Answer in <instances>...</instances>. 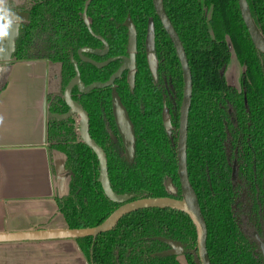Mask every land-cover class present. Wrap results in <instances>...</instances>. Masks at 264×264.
I'll return each instance as SVG.
<instances>
[{
    "label": "trees",
    "instance_id": "16d2710c",
    "mask_svg": "<svg viewBox=\"0 0 264 264\" xmlns=\"http://www.w3.org/2000/svg\"><path fill=\"white\" fill-rule=\"evenodd\" d=\"M88 0H31L23 11L16 38L15 60H46L60 65L59 91L48 96L49 113L65 114L62 97L75 76L71 58L78 62L86 84L105 82L121 60L98 68L83 61V47L104 48L106 55L85 54L94 60L128 55L130 18L137 32L134 86L128 72L113 86L72 97L89 116V133L102 147L108 162L111 187L129 200L170 196L182 198L178 175V117L183 97L182 67L174 45L159 21L153 0H91L87 8L90 32L83 14ZM186 52L192 74V100L187 137V170L207 224V251L211 264H264L256 243L240 227L236 206L247 187L249 219L264 225V52L257 48L242 18L238 0H162ZM264 36V0H247ZM154 27L156 74L147 62L146 34ZM229 46L243 67L242 87L227 82L224 67ZM167 76L176 95V118L169 132L163 124ZM114 98L124 107L134 134V152L128 156L114 115ZM167 106V105H166ZM168 107V106H167ZM166 107V110L168 109ZM169 111V110H168ZM170 115V114H169ZM50 151L65 155L68 191L56 197L58 211L69 228L93 227L105 221L120 203L110 200L98 181L99 161L82 141L75 116L57 120L49 115ZM234 162L238 173L234 179ZM171 181L175 192L167 189ZM169 239L182 245L187 264H200L198 231L193 219L172 208H145L124 215L110 231L75 239L88 264H183L171 250Z\"/></svg>",
    "mask_w": 264,
    "mask_h": 264
},
{
    "label": "crops",
    "instance_id": "0c3cea01",
    "mask_svg": "<svg viewBox=\"0 0 264 264\" xmlns=\"http://www.w3.org/2000/svg\"><path fill=\"white\" fill-rule=\"evenodd\" d=\"M9 2L25 22L22 6L31 0ZM59 70L36 59H14L0 70V232L68 227L56 203L68 191V181L60 180L65 155L50 151L47 136L48 96L58 92ZM70 241L2 242L0 264H86Z\"/></svg>",
    "mask_w": 264,
    "mask_h": 264
},
{
    "label": "water",
    "instance_id": "95a60500",
    "mask_svg": "<svg viewBox=\"0 0 264 264\" xmlns=\"http://www.w3.org/2000/svg\"><path fill=\"white\" fill-rule=\"evenodd\" d=\"M90 1L91 0H88L86 2L83 19L90 32L94 35L90 26V21L87 17V8L90 4ZM238 2H239V8L242 14V18L245 22L246 27L248 28V32L251 36L254 45L264 52V36L257 27L254 19L252 18V15L250 13L247 4V0H238ZM153 4L164 29L168 33L174 45V48L176 50L177 56L179 58L182 67L183 78H184V92H183V100L181 106L180 128H179V138H178V175L182 189V198L178 199L170 196H161V197H145L135 200H129L130 197L128 195L117 194L116 192H114L109 180L108 162H107L106 154L102 149V147L91 137L89 133L88 113L79 102H77L72 98V91L75 87H77L78 91L81 93H88L94 89H102L105 87L113 86L116 79L121 77L125 71H129L128 74L129 84L131 87L134 86L135 70H136V53H137V32L132 20L128 18L125 23L128 28L127 56L112 57L103 62H97L94 59L86 57L84 55L85 53H92L98 55H105L108 53L109 45L101 37L98 38L102 40L105 45V47L102 50H94L91 48L83 47L78 51V54L83 61L92 63L98 68L107 66L109 63L116 60L122 61L120 67L110 76V78L107 81L105 82L97 81L89 85H86L81 80L80 71L78 68V62L74 57H72L71 61L74 64L76 74L74 78H72L70 82L67 84L63 93V98L67 103V105L69 106V110L65 114H57V113L50 114L48 111V115L56 118L57 120H64L73 115H78L80 137L82 141L86 143L93 150L99 161L98 181L101 183L105 195L110 200L120 203V206L117 209H115L114 212L105 221L93 227H86V228L67 227L62 229H37V230L18 231V232H0V243L21 242V241H46V240L75 241V239L79 237H88V236L96 237L99 234L112 230L117 225L119 220L124 215L130 212L145 208H172L187 213L193 219V221L197 226V231H198L197 241H198L199 262L200 264H211L207 251V234H208L207 224L202 214L197 194L192 184L190 183L188 170H187L188 121H189V111L191 107L192 90H193L192 74L183 43L164 10L162 0H153ZM18 32H19V28L18 30L14 28V31L11 32L10 37L6 41H4V49L2 53H0V70H2L4 66H7L8 64L14 61L12 54L14 52V47H15L16 38L18 36ZM154 38H155L154 27L151 22L146 37V45H147V49L150 51L148 55V60L153 75L156 74V57L155 54L152 53V50L154 48ZM56 81H57L56 85L58 88L60 81V70L56 74ZM114 105H115L116 121L118 127L120 128L123 134L127 153L129 156H132L134 152V134L131 128V124L127 118L124 107L118 102L117 98H114ZM166 117L167 114L164 113L163 114L164 127L169 132L171 128V122L169 118L168 120H166ZM64 172L65 174L60 178L61 185L63 186L68 181L70 176L66 168ZM167 189L172 192H175V189L172 186L171 181L167 182ZM159 239L167 242L172 247L171 250H167L159 253L160 255L163 256L182 255V245L179 242H175L164 238H159Z\"/></svg>",
    "mask_w": 264,
    "mask_h": 264
},
{
    "label": "flooded vegetation",
    "instance_id": "af4514ba",
    "mask_svg": "<svg viewBox=\"0 0 264 264\" xmlns=\"http://www.w3.org/2000/svg\"><path fill=\"white\" fill-rule=\"evenodd\" d=\"M154 6V4H153ZM26 6H22V10L23 8H25ZM154 10H155V7H154ZM155 13H156V10H155ZM157 15V13H156ZM158 17V15H157ZM159 19V17H158ZM160 21V19H159ZM161 22V21H160ZM162 24V23H161ZM163 26V25H162ZM147 34H148V30H147ZM146 34V36H147ZM105 47V46H104ZM103 48L99 49V50H102ZM150 51L147 49V62H148V65H149V60H148V55H149ZM152 53L153 50H152ZM85 54H89V53H85ZM84 54V55H85ZM106 55V54H105ZM100 56H103V55H100ZM88 58H91L89 56H86ZM93 59V58H91ZM97 62H103L105 60H96ZM92 64V63H91ZM149 68H150V65H149ZM151 70V69H150ZM126 72V71H125ZM128 74H129V71H127ZM152 72V71H151ZM153 75V73H152ZM154 76V75H153ZM74 78V77H73ZM184 79V78H183ZM70 82V81H69ZM97 82V81H96ZM161 86L163 88V90L165 91V96H163V103H164V109H163V112H162V116L164 113L168 114L169 116V119H170V122H171V128L172 129V120H174L176 118V106H177V101H176V95H175V89L173 87V84L172 83H169L168 82V79H167V76H163L162 79H161ZM89 85V84H88ZM67 86V85H66ZM59 88L60 86L58 87V91H59ZM77 88V87H75ZM106 88V87H105ZM65 89V88H64ZM103 89V88H102ZM74 90V89H73ZM78 90V89H77ZM184 92V90H183ZM57 93V92H56ZM55 93V94H56ZM64 93V91H63ZM63 93H62V97H63ZM81 93V92H80ZM89 93V92H88ZM72 94H73V91H72ZM73 98V97H72ZM64 99V98H63ZM118 100V99H117ZM182 100H183V97H182ZM119 102V101H118ZM113 103H114V100H113ZM120 103V102H119ZM168 107H167V106ZM181 106H182V102H181V105H180V110H179V117H178V138H179V128H180V114H181ZM166 107L168 108L166 110ZM49 109V108H48ZM169 110V111H168ZM126 113V112H125ZM170 114V115H169ZM114 115H115V105H114ZM127 115V114H126ZM73 116H76V115H73ZM78 116V115H77ZM128 118V117H127ZM115 120H116V116H115ZM129 120V119H128ZM117 122V121H116ZM78 123V122H77ZM131 124V123H130ZM163 124H164V118H163ZM118 125V124H117ZM79 126V125H78ZM132 128V127H131ZM119 129V132L120 134L122 135V138H123V134L120 130V128L118 127ZM79 133V128H78V131ZM123 146H124V149H126V144L124 142V138H123ZM177 151H178V140H177ZM129 156V155H128ZM235 167H236V173H234V179L236 180V177H237V173H238V168H237V163L234 162L233 164V169H234V172H235ZM243 186V191L241 193V196L238 200V205L236 206V213L238 215V218L240 220V227L241 229L243 230V232L245 233V235H247L251 240H253L257 247H258V250L260 251L261 255H262V258L264 260V225H263V220H262V226H261V229L257 228L255 225H253L249 219V204H248V201H247V198H248V194H247V187L244 185V183L242 184ZM243 211V212H242ZM242 215H245L246 219H247V222H248V225L251 227V231L248 232L245 227H244V224H243V217Z\"/></svg>",
    "mask_w": 264,
    "mask_h": 264
},
{
    "label": "rangeland",
    "instance_id": "374dc122",
    "mask_svg": "<svg viewBox=\"0 0 264 264\" xmlns=\"http://www.w3.org/2000/svg\"><path fill=\"white\" fill-rule=\"evenodd\" d=\"M229 51H230V58H229L227 64L225 65V67H224L225 68L224 69L225 77H226L228 83L232 84L233 86L237 87L238 89H241V87H242V76H243V70L244 69H243L241 63L236 59V57H235V55L233 53V48L231 46H229ZM75 117H76V120L78 122L79 121V117L77 115ZM168 118H169V116L167 114L166 120H168ZM242 217L244 219L243 220V224H244L245 229L248 232H250L251 231V227L248 225V222H247V219H246L245 215H242ZM67 241H70V240H67ZM64 248L65 247L62 246V249H64ZM39 251H36V253H38ZM79 252H80V250H79ZM71 255H73L74 257H76V253L75 252H73ZM80 256H81L82 260L86 264H88L86 258L81 254V252H80ZM180 256H182L184 259L183 258H180ZM180 256L178 257L180 259V261L182 263H185L186 262V264H187V261H186L185 257L183 255H180ZM75 264H79V260H77V262Z\"/></svg>",
    "mask_w": 264,
    "mask_h": 264
},
{
    "label": "clouds",
    "instance_id": "9594fccd",
    "mask_svg": "<svg viewBox=\"0 0 264 264\" xmlns=\"http://www.w3.org/2000/svg\"><path fill=\"white\" fill-rule=\"evenodd\" d=\"M21 21L22 17L13 11L9 0H0V44L10 37L14 28L18 30ZM0 51L3 49L0 48Z\"/></svg>",
    "mask_w": 264,
    "mask_h": 264
}]
</instances>
